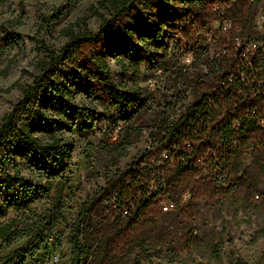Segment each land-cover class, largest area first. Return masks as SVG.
<instances>
[{
  "label": "trees",
  "instance_id": "obj_1",
  "mask_svg": "<svg viewBox=\"0 0 264 264\" xmlns=\"http://www.w3.org/2000/svg\"><path fill=\"white\" fill-rule=\"evenodd\" d=\"M6 1L0 0V4ZM168 1L97 0L84 16L61 29L67 41L60 48L36 42L41 56L33 64L35 74L30 83L19 86L14 82L0 90L6 93L18 87L21 92L0 123V184L8 196L6 205L16 211L29 210L35 201L50 200L49 207L30 227L18 230L15 220L0 225V244L9 246L25 237L35 242L28 251L17 249L0 261L8 262L18 254L17 261L9 264H23L65 217L63 192L69 190L70 177L64 168L72 144L61 135L62 130H88L91 125L80 124L88 115L82 108L71 106L66 95L76 83L86 84V79L79 73L66 74L63 68L89 69L92 79L106 86L104 89L98 85L91 91L96 100L134 102L137 98L133 89L121 91L112 85L105 59L138 29L148 28L140 35L141 47L130 51L127 65L120 55L115 58L135 82L140 66L149 60L150 44L158 41L161 33L160 28L150 30L151 14ZM260 7L264 8V0H187L186 8L173 18L186 53L194 55L193 62L205 56L200 38L214 33V23L227 18L230 25L217 37L212 57L203 60L206 72L200 70L184 79L193 100L165 128L155 150L136 155L83 201L70 230L69 264H126L134 250L147 253V240L157 223L170 218L174 227L193 237L203 211L214 207L259 213L262 225L251 241L264 236V46H257L254 53L247 50L252 43H264V36L259 37L254 26ZM100 11H106L108 17L101 16ZM60 15L58 11L45 16L42 23L55 22ZM92 17H100L95 31L86 25ZM18 22L0 25V55L21 45L12 30ZM183 68L179 65L170 74ZM47 86H54L56 97L46 100L43 106H33V99ZM253 93L256 96L252 97ZM47 104H52V115L58 119L47 113ZM37 128L44 140L36 136ZM135 136V129L126 130L118 149L124 152ZM9 144L14 155L21 154L29 170L42 175L45 186L25 182L18 170L9 174L10 157L2 152ZM186 192L190 198L181 204L180 198ZM165 195L175 196L180 203L175 210L165 212L159 208ZM204 237L207 251L220 262L221 241L214 243L208 232ZM47 256L44 254V260ZM138 257L132 264H140ZM229 264L247 263L235 258ZM251 264H264V251Z\"/></svg>",
  "mask_w": 264,
  "mask_h": 264
},
{
  "label": "rangeland",
  "instance_id": "obj_2",
  "mask_svg": "<svg viewBox=\"0 0 264 264\" xmlns=\"http://www.w3.org/2000/svg\"><path fill=\"white\" fill-rule=\"evenodd\" d=\"M97 0H7L0 4V25L9 21H19L12 30L21 40L19 47L7 49L0 55V90L6 89L14 82L19 86L30 83L35 74L33 64L41 54L36 49V42L42 41L52 49L60 48L67 39L60 34L61 29L73 23L87 13V8ZM187 5V0H169L155 13L151 14V31L160 28L158 41L149 46V60L140 66L139 78L133 82L129 71H123L117 64L116 57L125 65L129 53L141 47L140 35L147 29H138L130 39L110 52L105 61L113 86L119 90L133 89L137 100L126 104L125 100L108 103L96 100L91 94L99 86L90 76V70L84 66L78 68L64 67L66 74H78L86 79V84L76 83L67 93L70 105L82 108L88 115L81 125H91L88 130H62V136L70 140L72 147L66 162L64 172L69 175V190L63 192L64 219L45 238L43 244L33 256H28L23 264H44V254H58L57 264H69L72 246L69 241L71 226L75 221L78 210L95 190L102 187L106 179L124 169L138 154L153 151L165 128L174 122L193 100L191 88L184 79L190 78L197 71L206 72L203 60L211 58L215 52L217 37L228 29V19L214 23V33L200 38V46L206 54L197 62H193V54L186 53V45L181 40L173 18L180 14ZM22 8V9H21ZM59 9V10H57ZM59 12L61 15L55 22L42 23V18ZM103 17H108L106 11H100ZM127 20V19H125ZM100 24V17L90 18L86 25L95 31ZM259 37L264 36V8L260 7L254 21ZM164 49L167 50L166 55ZM156 54V55H155ZM165 55V56H164ZM155 58V60H154ZM158 61H161L158 63ZM194 63V64H193ZM182 65L184 68L176 74L172 71ZM21 97L20 88L15 87L9 92L0 91V123L3 117ZM56 97L54 86L45 87L33 99L32 105L40 107L46 100ZM115 101V102H114ZM52 104L45 106L47 113L52 115ZM54 120L58 119L52 115ZM135 129L137 137L122 152L118 149L120 139L126 130ZM35 134L44 140V134L37 128ZM9 144L2 149L8 152L10 161L7 169L10 175L18 170L24 181L36 186H45V180L33 170H29L21 154L14 155ZM0 178V183H1ZM12 194V193H11ZM7 194L0 184V225L15 220L18 230L27 228L34 223L50 205V200L35 201L29 210L16 211L7 207ZM175 198V196H172ZM163 200L165 197L162 198ZM263 217L259 213L246 214L240 209L211 208L203 211V217L195 223L193 237L174 227L170 218L157 223L151 230L147 240V253L138 254V250L127 259L126 264H132L139 255L140 264H229L233 259L240 258L247 264L256 261L264 251V236L252 242L251 237L261 227ZM205 232H208L214 243L221 241L219 249L220 262H216L204 245ZM35 242L22 238L7 246L0 244V258H4L15 250L28 251ZM18 254L8 262L15 263Z\"/></svg>",
  "mask_w": 264,
  "mask_h": 264
},
{
  "label": "built area",
  "instance_id": "obj_3",
  "mask_svg": "<svg viewBox=\"0 0 264 264\" xmlns=\"http://www.w3.org/2000/svg\"><path fill=\"white\" fill-rule=\"evenodd\" d=\"M229 25H230V22H228V28H229ZM260 47V46H264V43H252L248 46L247 50H249L251 53H254L256 47ZM264 50V48H263ZM256 96V93H253L252 94V97ZM166 155L164 154L163 155V158H165ZM155 184H153V187L152 189H155ZM165 199H160V203H159V208L162 210V211H165V212H170V211H173L177 208L178 204H180L179 202L176 201V199L174 198H171L167 195L164 196ZM190 198V195L188 192L184 193L181 198H180V202L181 204H186L188 202ZM59 262V257H58V254H55V253H51L49 254L45 260H44V264H57Z\"/></svg>",
  "mask_w": 264,
  "mask_h": 264
}]
</instances>
